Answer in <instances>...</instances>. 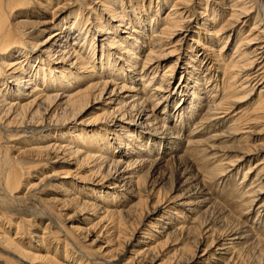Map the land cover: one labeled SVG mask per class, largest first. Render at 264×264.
Returning <instances> with one entry per match:
<instances>
[{
  "label": "bare ground",
  "instance_id": "1",
  "mask_svg": "<svg viewBox=\"0 0 264 264\" xmlns=\"http://www.w3.org/2000/svg\"><path fill=\"white\" fill-rule=\"evenodd\" d=\"M189 145L264 212V0H0V264H173L198 229L199 264H264L196 172L164 188Z\"/></svg>",
  "mask_w": 264,
  "mask_h": 264
},
{
  "label": "rangeland",
  "instance_id": "2",
  "mask_svg": "<svg viewBox=\"0 0 264 264\" xmlns=\"http://www.w3.org/2000/svg\"><path fill=\"white\" fill-rule=\"evenodd\" d=\"M172 59L173 58H171V60ZM177 80H178V78L176 77V81ZM172 123H173V121H172ZM173 124H171V125L173 126ZM179 126L180 125L178 124V126H176L175 129H179ZM190 128H191V125L188 128V130ZM186 134H187V132L184 134V136ZM258 137L259 138H263V134H262V136H258ZM252 142L253 141L248 142L249 145L252 144ZM233 143H234V145H233ZM256 143L257 142H255V144ZM210 144L212 146L218 147V148L219 147H223V148L227 147L228 148V147H232V146L233 147L237 146L240 143L230 142V143L222 144V142L221 143L218 142V143H210ZM161 151H163V149ZM172 152L173 151H171L170 153H172ZM216 153H217L216 150H213V149L211 150V149H209V147H206V148H205V146L193 147V146L189 145V146L186 147V149H182V150H180L177 153L178 156L181 155L183 158L177 159V160H174V161H170V162H168L166 164H162L161 167H160L161 169L158 171V174H159L158 176L164 175L165 176L164 188L167 191L171 190L170 191L171 195H178L179 192H176L175 189L178 188L179 185H180V184H178L179 178H180L179 177L180 170L182 168H184V167H187L190 170H192L194 173L196 172V174L199 175V177H200L199 180L202 182V184L200 182V185H202L201 187L206 192L207 198H209L211 203H213L216 206V207H211L209 209L210 213L208 214V212H207L208 215L206 214V216L208 218L211 217L212 218L211 221H215L216 222L218 215H217V213H215V211H217V210H215L214 208H218L219 210L223 211L225 214H228L230 216V218L239 220L240 222H242L244 224V226L246 228H248L249 230L252 229V235H253L252 238L255 241H258V242L261 243V245L258 248H260L262 250V249H264V212L263 213H259V212H261V210L256 209L257 208V204H255V206L252 205V207H250V209L248 208V206H249L248 204L251 202V200H253V195L250 196V194H252V193L248 192V191H251L250 188H249V190L247 188V192L249 194L246 193V189H245V187H246V185L248 183L247 180L249 179V177L246 180L247 182L246 181L244 182L243 179H242V176L246 172V170L249 167V165L248 166L244 165V167H241V169H239L240 167L239 168L238 167H234V168H232L230 170H227L228 172H225V171L221 172V170L224 168L223 167L224 163H226L228 161L225 159V157H223L221 155V153H217V154ZM170 155L171 154L166 155L164 160L165 161H167L168 159L170 160V158H169ZM228 155H230V154H228ZM159 156H161V154H159ZM231 156H233V155H231ZM254 158H255V160H253L251 163H254V162H256V160L261 159L262 156H260V157L259 156H254ZM229 159L231 160V158H229ZM215 165H216V167H215ZM220 165H221V170L219 171ZM165 166H166V168H165ZM211 169H213V170H211ZM231 170H233V172ZM236 170H237V173L239 172L238 174L236 173ZM218 175H220V176H218ZM221 177L223 179H221ZM244 185H245V187H244ZM172 186H174V187H172ZM241 187L242 188L244 187V190ZM33 192H34V190H33ZM46 197L47 196H43V198H46ZM150 204L151 203H149V201L146 203V206H145L146 210L144 209L146 212L143 211L144 212L143 215H145L147 212L148 213L151 212V211L149 212V210L151 209V208L149 209ZM244 206H246L245 210H244ZM241 207H243V208H241ZM36 210H38V208ZM69 214H71V212ZM208 218H206V219H208ZM139 219H142V218H139ZM139 219L136 220V223L133 224V226H130V229H128L129 230L128 233L131 234V231L135 228V225L137 224V222L138 223L140 222ZM42 221L43 222L47 221V218H43ZM37 222H39V221H37ZM64 223L67 224L68 222H64ZM189 225H192L191 224V220L187 224V226H189ZM218 229H220V228H217L216 230H218ZM198 230L201 231V229H198ZM199 231L194 233L195 235L192 236L193 239H190L189 241H187V245L185 246L186 248H184V250H183V257L180 258V256L182 255V251L180 252L181 255L177 252L173 256V258L175 260L174 263L180 262V261L183 263L184 261H187L188 264H199V262H202V261H200L199 258H193V259L191 258V253H193L194 249H195V247H194L195 242H197V241H194V240H196V237L199 236L198 235ZM91 239L93 240L94 237H92ZM87 243H90V242H87ZM178 247H181V245L180 246L178 245ZM171 249L173 250V247L172 246L169 247V245H168L167 251L170 250V252H172ZM246 250H248V249H246ZM249 250H250V248H249ZM163 251L164 250L160 251L161 252V257H162L163 254L166 253V251H164V252ZM199 255H201V253H199ZM250 255H251V257H249V258H251V259L253 258V259L252 260L249 259V258H247L246 260L243 259V261H244L243 264H245L248 259L249 260H248V262L246 264H250V263L251 264H257V261H258L259 257L257 258L258 254L256 253V251L250 252ZM201 259H204V257H202ZM124 262L125 261H121V262H118L117 264H124ZM91 263L92 264H104L100 260H92Z\"/></svg>",
  "mask_w": 264,
  "mask_h": 264
}]
</instances>
